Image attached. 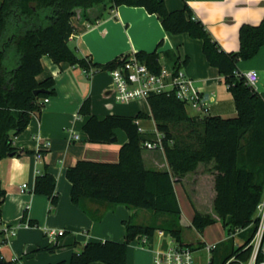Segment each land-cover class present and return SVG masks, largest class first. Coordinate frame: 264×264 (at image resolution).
Here are the masks:
<instances>
[{
	"label": "trees",
	"instance_id": "1",
	"mask_svg": "<svg viewBox=\"0 0 264 264\" xmlns=\"http://www.w3.org/2000/svg\"><path fill=\"white\" fill-rule=\"evenodd\" d=\"M124 4L143 6L157 14L172 34L187 32L201 38L203 53L229 87L237 114H192L187 102L174 92H155L148 97L150 114L141 110L135 116L109 114L99 118L92 113L90 99L86 98L79 113L87 117L83 129L88 140L111 143L117 139L118 128L128 133V140L120 147L118 161L80 159L67 168L73 202L96 219L103 218L104 213L88 208V200L145 208L154 212L156 219L152 223H137L134 217L130 218L122 240L88 241L73 253L69 264H130L129 244L146 235L148 246L152 247L158 230L195 248L193 242L183 237L185 225L175 182L196 172L201 163H211L214 170V210L219 219L195 208L192 226L202 233L207 226L220 221L228 227L230 236L217 243L212 263L243 264L253 253L250 242L261 220L256 212L264 193V98L246 82L239 63L253 58L264 45V19L258 24L244 23L239 31L240 48L226 51L187 4L169 10L166 0H0V161L20 153L14 137L26 129L33 114L41 111L43 100L56 93L53 76L38 78L43 71L44 55L58 64L68 62L86 71L110 70L129 57L126 54L105 64H95L90 58L80 57L69 44L76 30L72 18L78 8L87 17L86 11L96 5L111 10ZM166 54L178 67L180 57ZM135 55L153 71L160 70L161 55L157 50H138ZM146 118L154 119L156 128L166 134L164 152L169 169H152L145 164L143 142L155 137V132L139 130L137 120ZM57 181L52 173L44 171L36 177L34 192L51 196L54 206ZM5 198L6 189L0 178V221ZM22 220L34 225L26 214ZM237 235L244 242L235 247ZM225 241L231 242L221 246ZM199 243V248H203L206 242ZM56 247L57 244L50 247L51 251ZM0 260V264H19L1 256Z\"/></svg>",
	"mask_w": 264,
	"mask_h": 264
},
{
	"label": "crops",
	"instance_id": "2",
	"mask_svg": "<svg viewBox=\"0 0 264 264\" xmlns=\"http://www.w3.org/2000/svg\"><path fill=\"white\" fill-rule=\"evenodd\" d=\"M166 3L169 10L181 9L187 4L194 16L205 24L226 51L240 48L239 31L244 23L258 24L264 19V0H166ZM86 13L87 17L78 8L72 18L76 30L69 44L80 57L90 58L95 64H105L138 50H157L161 55V64L172 67L176 63L170 62L166 54L171 53L180 57L179 66L200 87L207 103V114L224 117L237 114L236 102L229 87L219 70L208 62L203 53L201 38L189 36L187 32H168L161 18L143 6L124 4L109 10L103 5H96ZM42 64L43 71L38 78L43 80L53 76L56 93L48 97L47 101L43 100L41 111L33 114L26 129L14 137V145L20 153L6 156L0 161V178L6 189L0 221V256L17 260L19 264L58 261L69 264L73 253L84 247L86 242L122 240L125 224L130 218L134 217L137 223H146L147 219H154L153 216H156L145 208L88 200V208L98 214L104 213L103 218L96 219L73 202L72 183L66 175L67 168L80 159L118 161L120 147L128 140V133L118 128L117 139L111 143L89 141L83 129L87 117L79 113L82 103L89 98L92 113L99 118L109 114L135 116L141 110L150 114L151 111L149 101L148 110H143L138 102L133 104V108H128V103L124 104V108L118 105L112 76L107 69L92 68L86 71L82 66H73L68 62L58 64L48 55L42 57ZM250 69L259 73L255 87L264 98V45L253 58L239 63L241 72ZM139 121L145 131L154 132V119ZM149 124H153V129L148 127ZM72 133H78L80 138L72 137ZM144 150V161L148 168L169 169L164 150ZM199 168L193 173L212 179L211 200L214 205L216 190L212 164L201 163ZM44 171L52 173L58 180L57 201L54 206L51 196L34 192L36 177ZM187 175L175 182V188L179 198L180 184L192 206L189 214L191 218H188L187 223L183 219L182 222L185 226L194 228L192 220L195 208L203 212L201 208H204V195L202 189L196 192L195 197L192 195L184 184ZM24 184L27 186L23 187ZM181 208L183 214L182 204ZM25 214L34 225L24 224L22 219ZM256 214L259 215L260 212L257 211ZM213 216L219 219L217 213ZM11 228L17 229L16 235H7L6 229ZM52 230H64V234L51 233ZM206 239L204 235L201 236V240L205 242H215ZM184 240L187 241L185 238ZM55 244L57 247L51 251L50 247ZM194 247L197 250L196 264H204L201 261L205 260L207 263L205 250L198 245ZM128 248L127 258L130 264H154L151 248L143 245L140 239L132 241ZM92 264L105 263L94 261Z\"/></svg>",
	"mask_w": 264,
	"mask_h": 264
},
{
	"label": "built area",
	"instance_id": "3",
	"mask_svg": "<svg viewBox=\"0 0 264 264\" xmlns=\"http://www.w3.org/2000/svg\"><path fill=\"white\" fill-rule=\"evenodd\" d=\"M109 71L113 80L115 98L118 102L148 101L151 93L174 92L179 99L187 102L190 107L199 113H207V103L200 87L195 84L194 79L188 76L180 66L162 65L158 72L153 71L147 64L141 62L135 53H132L119 66ZM243 74L246 82L255 87L259 80L258 71L250 69L243 72ZM47 100L45 98V101ZM137 123L139 124V130L141 132L145 131L139 120H137ZM154 132L155 137L144 141L143 146L145 149L152 151L155 149L164 150L166 134L157 128H155ZM72 135L74 138H80L78 133H72ZM46 145H49V143H46ZM26 186V184L23 185V187ZM258 209L261 220L250 242L253 247V253L243 264H264V201L261 202ZM24 224L32 226L28 221L24 222ZM56 232L58 235L64 234V230L51 231V233ZM6 233L7 235H16L17 229H6ZM140 241L143 245L148 246L146 235L142 236ZM217 243L216 241L205 243L203 249L207 254L206 264H213L212 255ZM149 248L153 252L154 264H196L197 261L196 248L180 244L164 230L156 232L154 245ZM260 255L262 256L260 257Z\"/></svg>",
	"mask_w": 264,
	"mask_h": 264
},
{
	"label": "rangeland",
	"instance_id": "4",
	"mask_svg": "<svg viewBox=\"0 0 264 264\" xmlns=\"http://www.w3.org/2000/svg\"><path fill=\"white\" fill-rule=\"evenodd\" d=\"M118 102V100H117ZM133 102V103H132ZM129 102V107L128 108H133V104L136 102H138V104L140 103V106L143 110H148V104L147 101L145 100H138V101H132ZM132 103V104H130ZM124 104L127 105V103L124 102H118V105H122V108H124ZM190 113L195 114L197 113V111L195 109H193L192 107H188ZM142 125V124H141ZM143 126V125H142ZM144 127V126H143ZM149 128L153 129V124H149L148 126ZM145 128V127H144ZM184 184L187 185L188 190H190L192 192V195L195 197L196 192L200 191L203 193L204 195V202H202V206L204 208H201V210L204 211H208L211 215H213L215 212L214 210V205H213V201L211 200V193H212V179H210L207 176L204 177H199L196 173H191L187 175V178L184 181ZM178 192H179V198L181 201V204L183 206V214H182V219L185 221V223H187L188 218L189 217L191 211H192V206L191 203L189 201V199L185 196V194H183L182 189L180 188V184L178 185ZM200 193V192H199ZM264 201V193H263V199ZM150 211V210H149ZM259 212V209H258ZM154 213L152 211L149 212ZM154 219H147V221H145L146 223H152L155 221L156 216H153ZM204 235L205 238H207L206 240H215V241H222V240H226L230 235H229V229L228 227H224L223 224L221 222H215L209 226H207L205 228V230L200 233L198 232L195 228H189L188 226H185V229L183 231V237L188 241V242H193L194 245H200V240H201V236ZM231 241H225L223 244H221V246H225L227 244H229ZM243 239H241L239 237V235L235 236V247L243 244ZM202 263L206 264V260L201 261Z\"/></svg>",
	"mask_w": 264,
	"mask_h": 264
},
{
	"label": "water",
	"instance_id": "5",
	"mask_svg": "<svg viewBox=\"0 0 264 264\" xmlns=\"http://www.w3.org/2000/svg\"><path fill=\"white\" fill-rule=\"evenodd\" d=\"M36 92H38V90H37ZM0 261H1V260H0Z\"/></svg>",
	"mask_w": 264,
	"mask_h": 264
}]
</instances>
